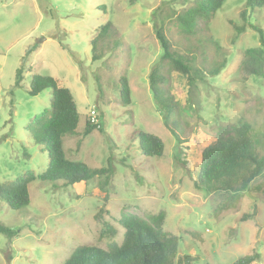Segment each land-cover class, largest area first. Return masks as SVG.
Here are the masks:
<instances>
[{"label": "rangeland", "instance_id": "rangeland-1", "mask_svg": "<svg viewBox=\"0 0 264 264\" xmlns=\"http://www.w3.org/2000/svg\"><path fill=\"white\" fill-rule=\"evenodd\" d=\"M197 3L0 0V182L27 171L38 176L48 166V154L35 142L29 123L50 108L52 88L31 95L35 75L55 78L74 95L80 119L75 133L63 137L67 157L112 169L104 186L105 176L75 185L37 177L29 184L30 204L18 210L0 198V221L14 231L11 236L0 232V264H64L80 245L107 248L110 241L121 242L124 229L116 218L122 214L147 217L162 210L165 230L180 238V258L190 255L192 264H233L258 252L260 259L251 264H264V172L251 191L223 211L217 208L226 194L194 185L203 149L239 121L250 122L256 152L264 155V76H248L242 67L244 51L260 45L251 24L264 30V6L252 9L246 0H225L208 22L198 20L195 34H184L177 13ZM108 21L112 25L93 50L92 41ZM231 21L247 26L236 42ZM157 26H163L171 47L192 54L199 68L207 71L227 62L219 75L193 85L187 75L170 71L166 86L180 106L187 141L182 146L165 127L150 88L151 70L164 53ZM123 76L131 88L127 105L119 93ZM92 109L99 113L101 129L85 134ZM139 130L163 139V156L142 153ZM106 193V212L99 218ZM108 223L118 227L117 236L101 235Z\"/></svg>", "mask_w": 264, "mask_h": 264}, {"label": "trees", "instance_id": "trees-1", "mask_svg": "<svg viewBox=\"0 0 264 264\" xmlns=\"http://www.w3.org/2000/svg\"><path fill=\"white\" fill-rule=\"evenodd\" d=\"M225 0H198L195 7L177 13V20L184 34H195L198 31V20L208 22L220 9ZM249 8L263 7L264 0H246ZM248 10L244 8L241 16L246 20ZM236 29L233 42L246 30V25H237L231 21ZM112 22L101 26L99 34L92 41L93 50L97 38L107 32ZM259 33L260 45L244 51L242 67L248 76H264V30L257 24H251ZM156 35L164 48L162 61L155 65L150 73V88L156 103L164 112L165 127L175 136L178 145L187 142L184 138L185 126L180 118V106L173 99L168 86L169 73L172 70L188 76L191 85L207 76H217L227 65L226 59L206 71L194 65V56L171 47V43L163 26L156 27ZM95 58V55H93ZM168 65V68L166 67ZM46 88H52L50 108L36 114L29 123L35 142L48 154V166L40 175L27 171L8 182H0V198L14 210L27 207L31 202L29 184L37 177L42 181L53 184L62 182L64 185L87 183L94 177H104L101 186L110 181L111 166L92 168L82 161L71 160L67 157L63 137L74 134L79 123L80 115L74 95L67 87H62L51 76L35 75L32 79L29 93L37 95ZM119 93L123 104L131 103V88L126 77H121ZM101 121V120H100ZM101 125L86 120L85 134ZM139 148L142 153L150 157L164 155L163 139L151 132L139 130L137 132ZM264 172V155L256 152L255 141L252 136V125L248 121H239L232 131L224 133L217 140L206 146L201 153V161L194 174V185L199 190L226 194L225 200L217 211L235 206L236 200L245 192L251 191V184ZM139 179V178H138ZM141 181V180H139ZM109 199L106 193L103 206L96 216L102 217L106 212L105 204ZM254 214V213H253ZM248 217V216H245ZM166 211L142 217L137 214L124 213L116 222L124 229L121 242L110 241L107 248L92 244L78 246L65 260L64 264H192L190 255L179 257V236L165 230ZM0 232L9 236L14 232L0 221ZM119 229L108 223L101 230L102 236L115 237ZM258 252L239 257L233 264H251L260 259ZM210 264V263H205Z\"/></svg>", "mask_w": 264, "mask_h": 264}, {"label": "built area", "instance_id": "built-area-1", "mask_svg": "<svg viewBox=\"0 0 264 264\" xmlns=\"http://www.w3.org/2000/svg\"><path fill=\"white\" fill-rule=\"evenodd\" d=\"M89 120L94 123V124H97V125H101V119L99 117V113L97 112L96 109H92L90 111V116H89Z\"/></svg>", "mask_w": 264, "mask_h": 264}]
</instances>
